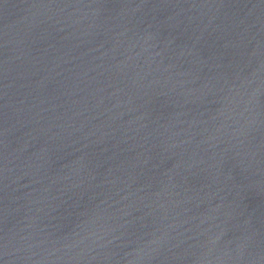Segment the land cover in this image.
<instances>
[{"label": "water", "instance_id": "water-1", "mask_svg": "<svg viewBox=\"0 0 264 264\" xmlns=\"http://www.w3.org/2000/svg\"><path fill=\"white\" fill-rule=\"evenodd\" d=\"M0 264H264V0H0Z\"/></svg>", "mask_w": 264, "mask_h": 264}]
</instances>
